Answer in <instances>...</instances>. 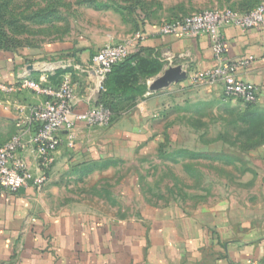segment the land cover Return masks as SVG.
I'll return each mask as SVG.
<instances>
[{
    "label": "crops",
    "instance_id": "crops-1",
    "mask_svg": "<svg viewBox=\"0 0 264 264\" xmlns=\"http://www.w3.org/2000/svg\"><path fill=\"white\" fill-rule=\"evenodd\" d=\"M140 28L145 39L129 52L143 50L156 57L161 72L146 81V92L111 125L76 122L71 146L62 133L41 192L32 186L15 193L0 189V264H264V198L253 201L252 196L229 194L195 208L173 202L129 218L106 217L68 200L59 202L75 171L105 159L134 156L158 139L156 127L172 114L193 113L202 103L213 110L237 108L235 102L222 100L220 85L191 81L196 72L215 66L207 36H160L158 27L146 22ZM224 36L234 80L252 84L258 95L255 105L239 110L264 119V25L247 31L227 27ZM91 47L97 46L63 41L47 46L40 55L1 57L0 81L46 79L55 87L68 77L74 88L75 117L95 105L101 85L89 69ZM176 67L186 79L173 84H178L174 92L149 91L156 77ZM44 100L27 89L0 91V146L18 133L29 140L35 130L31 110ZM243 151L264 159L263 146ZM21 155L32 174L42 172L33 150ZM257 185L264 192V186Z\"/></svg>",
    "mask_w": 264,
    "mask_h": 264
},
{
    "label": "rangeland",
    "instance_id": "rangeland-1",
    "mask_svg": "<svg viewBox=\"0 0 264 264\" xmlns=\"http://www.w3.org/2000/svg\"><path fill=\"white\" fill-rule=\"evenodd\" d=\"M262 1L0 0V58L40 55L63 41L94 44L95 53L105 44L133 41L141 20L159 28L207 10L254 9ZM177 85L165 90L172 92ZM232 104L237 108L231 112L202 103L193 113L172 114L156 127L158 139L134 156L105 159L75 171L59 202L129 218L173 202L195 208L229 194L252 196L253 201L264 198L257 185L264 186V159L243 153L264 147V119L240 111L239 106L247 107L242 102Z\"/></svg>",
    "mask_w": 264,
    "mask_h": 264
},
{
    "label": "built area",
    "instance_id": "built-area-1",
    "mask_svg": "<svg viewBox=\"0 0 264 264\" xmlns=\"http://www.w3.org/2000/svg\"><path fill=\"white\" fill-rule=\"evenodd\" d=\"M264 25V1L250 12L234 10H207L184 18L162 24L157 29L160 36L197 37L205 35L210 40L215 66L204 72H196L192 82H204L208 85H220L222 100L256 104V88L249 83L234 80V65L226 58L227 44L224 29L238 28L242 31L257 29ZM145 36L137 32L133 41L119 44H105L92 57L89 69L102 82L112 67L123 62L130 54L129 49L135 42L143 41ZM30 90L45 98L44 102L31 110L30 118L35 130L27 142L21 134L11 137L0 146V189L15 193L21 188L32 186L41 192L46 183V174L55 161V152L61 145V134H67L68 145L72 143V131L80 121L89 127H107L111 123V113L102 106L93 105L77 116H73L72 103L74 88L68 77L52 86L46 79L17 80L11 83L0 81V91L18 93ZM33 150L38 158L42 172L34 175L30 172L22 153Z\"/></svg>",
    "mask_w": 264,
    "mask_h": 264
},
{
    "label": "trees",
    "instance_id": "trees-1",
    "mask_svg": "<svg viewBox=\"0 0 264 264\" xmlns=\"http://www.w3.org/2000/svg\"><path fill=\"white\" fill-rule=\"evenodd\" d=\"M252 9L239 12H250ZM144 24L145 22L141 20L136 31L144 34L140 28V26L144 27ZM143 53V50L130 53L123 62L112 67L102 82V89L97 95L95 104L109 110L111 113L110 125L129 110L136 99L146 92V81L158 75L162 70V64L156 57ZM93 55V53L90 54V62ZM244 104L247 107L255 105ZM251 115L253 114L251 113Z\"/></svg>",
    "mask_w": 264,
    "mask_h": 264
},
{
    "label": "water",
    "instance_id": "water-1",
    "mask_svg": "<svg viewBox=\"0 0 264 264\" xmlns=\"http://www.w3.org/2000/svg\"><path fill=\"white\" fill-rule=\"evenodd\" d=\"M186 79V73L180 68H173L163 72L149 84V91L156 92L170 87Z\"/></svg>",
    "mask_w": 264,
    "mask_h": 264
}]
</instances>
